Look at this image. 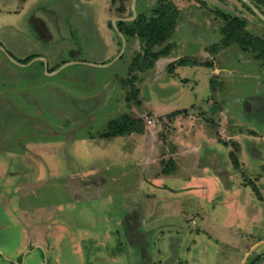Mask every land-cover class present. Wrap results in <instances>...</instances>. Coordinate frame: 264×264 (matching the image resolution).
Returning a JSON list of instances; mask_svg holds the SVG:
<instances>
[{"label":"rangeland","instance_id":"obj_1","mask_svg":"<svg viewBox=\"0 0 264 264\" xmlns=\"http://www.w3.org/2000/svg\"><path fill=\"white\" fill-rule=\"evenodd\" d=\"M166 5L153 61L118 22ZM261 42L244 0H0V264H264Z\"/></svg>","mask_w":264,"mask_h":264},{"label":"trees","instance_id":"obj_2","mask_svg":"<svg viewBox=\"0 0 264 264\" xmlns=\"http://www.w3.org/2000/svg\"><path fill=\"white\" fill-rule=\"evenodd\" d=\"M250 1L259 10L264 12V0H250ZM248 9L250 8L248 7ZM178 16H179V11L175 8V6L166 5V6H161L157 10V15L155 17H152L150 20H147L144 16L139 15L133 23H127L125 21L118 22V27L120 28L121 32L125 33V35L137 36L144 43V47H145L144 56L146 58L152 56L154 58L153 61H157L162 57L169 56L170 54V51L168 49H165L159 53H154L153 49L156 46H160L164 44L173 35L176 29ZM30 22H31L32 32L34 33L36 38L43 40L42 34L39 33L40 31L37 30L32 23L34 22L32 21V17H30ZM255 48L258 49L261 53L259 57L264 59V42L257 44ZM71 53L72 55L70 56V58L76 59V55L78 54L77 51L76 52L71 51ZM139 59H141L140 56L137 58V61H140ZM24 61L26 62V60ZM186 63L187 62L185 60H181L179 62V65H186ZM147 67L149 68V65H147ZM179 113L181 112L174 113L170 116L173 117V115L175 116ZM131 124L133 126L135 122H131ZM134 129L135 128L125 129L120 134L123 133L130 134L133 133L134 131H137ZM113 135L115 136V134ZM234 162L238 166V160L235 157H234ZM169 173L171 172H168L167 169L164 171V174H169ZM254 190L258 193V189L255 185H254Z\"/></svg>","mask_w":264,"mask_h":264},{"label":"water","instance_id":"obj_3","mask_svg":"<svg viewBox=\"0 0 264 264\" xmlns=\"http://www.w3.org/2000/svg\"><path fill=\"white\" fill-rule=\"evenodd\" d=\"M255 12H257L259 15H260V17L264 20V15L263 14H261L260 13V11L253 5V4H251V2H250V0H244ZM136 1L133 3V10H134V16H136ZM40 21H41V19H39ZM39 30H40V32L44 35V37H49V33L46 31V30H44V29H42L40 26H39ZM116 30L119 32V34L122 36V38H123V40H124V47H125V39H124V37H123V35H122V33L119 31V29L118 28H116ZM2 50H4V51H6L3 47H0ZM6 53H7V51H6ZM7 55L10 57V58H12V56H10L8 53H7ZM93 66H96V67H105L106 65H93Z\"/></svg>","mask_w":264,"mask_h":264},{"label":"built area","instance_id":"obj_4","mask_svg":"<svg viewBox=\"0 0 264 264\" xmlns=\"http://www.w3.org/2000/svg\"><path fill=\"white\" fill-rule=\"evenodd\" d=\"M148 121H149V123H150V124H152V123H153V121H152V120H148Z\"/></svg>","mask_w":264,"mask_h":264}]
</instances>
